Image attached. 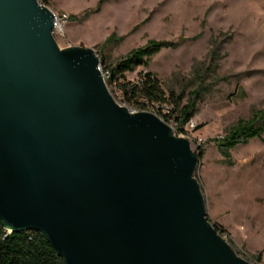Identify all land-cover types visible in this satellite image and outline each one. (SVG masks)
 <instances>
[{
    "label": "water",
    "instance_id": "water-1",
    "mask_svg": "<svg viewBox=\"0 0 264 264\" xmlns=\"http://www.w3.org/2000/svg\"><path fill=\"white\" fill-rule=\"evenodd\" d=\"M39 0H0V220L64 264H252L209 220L199 157L111 93L95 51L61 49Z\"/></svg>",
    "mask_w": 264,
    "mask_h": 264
},
{
    "label": "rangeland",
    "instance_id": "rangeland-1",
    "mask_svg": "<svg viewBox=\"0 0 264 264\" xmlns=\"http://www.w3.org/2000/svg\"><path fill=\"white\" fill-rule=\"evenodd\" d=\"M39 2L69 17L63 33L54 35L59 47L93 49L102 70L151 41L170 44L148 67L127 73L109 89L119 104L137 112L125 103L119 84L151 72L167 94H184L183 105L195 99L197 111L184 133L173 120L169 124L199 157L195 177L207 216L228 232L224 238L240 257L264 264V134L224 151L218 142L241 120L264 121V0ZM172 110L165 108L163 115ZM258 255L262 260L256 263Z\"/></svg>",
    "mask_w": 264,
    "mask_h": 264
},
{
    "label": "trees",
    "instance_id": "trees-1",
    "mask_svg": "<svg viewBox=\"0 0 264 264\" xmlns=\"http://www.w3.org/2000/svg\"><path fill=\"white\" fill-rule=\"evenodd\" d=\"M107 0H102L105 2ZM48 0H45V4ZM76 20L75 17L72 21ZM170 44L151 41L146 47L138 48L130 52L111 68H103L107 75L108 85H114L121 79H125L127 73L136 71L139 67H148L151 58L162 48ZM215 53V52H214ZM101 64V63H100ZM199 77V76H198ZM125 103L138 111L152 110L168 124L173 120L177 131H184V127L192 121L197 108L195 99H190L182 104L184 94L176 95L174 92L167 94L158 78L151 72L141 73L136 83L119 84ZM112 93V92H111ZM114 96V93H112ZM194 96L198 99L199 91ZM167 107H173L172 113L163 115ZM264 116V112H262ZM264 121L260 125L254 122L240 121L230 130V133L219 140V147L228 148L239 143H247L252 138H262L264 134ZM210 220V219H209ZM217 231L224 237H230L222 227L214 224ZM229 242L231 244L232 241ZM239 254V252H237ZM256 263L261 262L262 256L254 257ZM0 264H64L63 259L57 254L47 238L37 231L9 232L0 220Z\"/></svg>",
    "mask_w": 264,
    "mask_h": 264
},
{
    "label": "built area",
    "instance_id": "built-area-1",
    "mask_svg": "<svg viewBox=\"0 0 264 264\" xmlns=\"http://www.w3.org/2000/svg\"><path fill=\"white\" fill-rule=\"evenodd\" d=\"M69 20V17L67 16V15H63V16H61V17H59V16H57L56 14H55V22H54V30H53V35H55V34H58V33H63V26H64V23L66 22V21H68ZM103 71V70H102ZM104 74V73H103ZM104 77H105V79L107 80V75L106 74H104ZM125 106V105H124ZM137 112H142V111H138V110H136ZM192 122H189L187 125H189V124H191ZM170 125V124H169ZM192 126H194V125H192ZM185 128V127H184ZM175 129H176V126H175ZM177 131V130H176ZM185 131V130H184ZM184 131H180V133H184ZM177 132H179V131H177Z\"/></svg>",
    "mask_w": 264,
    "mask_h": 264
}]
</instances>
